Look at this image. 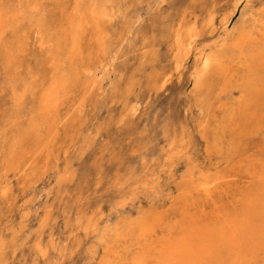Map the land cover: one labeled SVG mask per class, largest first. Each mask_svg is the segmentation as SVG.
<instances>
[{"label": "rangeland", "instance_id": "374dc122", "mask_svg": "<svg viewBox=\"0 0 264 264\" xmlns=\"http://www.w3.org/2000/svg\"><path fill=\"white\" fill-rule=\"evenodd\" d=\"M263 181L264 0H0V264H264Z\"/></svg>", "mask_w": 264, "mask_h": 264}, {"label": "bare ground", "instance_id": "6f19581e", "mask_svg": "<svg viewBox=\"0 0 264 264\" xmlns=\"http://www.w3.org/2000/svg\"><path fill=\"white\" fill-rule=\"evenodd\" d=\"M92 7V6H91ZM93 9V8H92ZM102 11V10H101ZM101 11H100V14L99 15H102L103 13H101ZM90 14H92L93 15V13H90ZM92 15H90V16H92ZM95 15V14H94ZM105 15H103V17H104ZM102 17V16H101ZM106 18H107V16H106ZM92 19V18H91ZM84 21V20H83ZM80 22V21H79ZM78 22V23H79ZM85 23V22H84ZM95 24V23H94ZM80 25V24H79ZM96 25V24H95ZM95 25H93L94 26V30H95V28L97 27V26H95ZM80 28V27H79ZM97 30H98V27H97ZM97 30H95V31H97ZM98 32V31H97ZM187 33H189V32H187ZM192 33H193V31H192ZM188 45H189V43H188ZM185 50L186 49H189L188 48V46H187V48L185 47L184 48ZM204 64V63H203ZM50 65V64H49ZM204 66H206V63H205V65ZM58 76V75H57ZM59 79L58 78H54V77H52V78H50L45 84H44V88H43V91H42V94H41V96L39 97V105L37 106V108L32 112V115H34V114H40V113H42L43 111H46V110H48V108H53L54 106H56V104H57V100L59 101V99H57V97H59V95L60 94H58L57 92H58V90H59V88H60V85L62 84L61 82H59L58 81ZM62 82H63V80H62ZM66 83V82H65ZM65 84L63 83V85L62 86H64ZM60 90H62V89H60ZM57 94H58V96H57ZM39 96V95H38ZM61 96V95H60ZM46 107H48L47 109H46ZM33 119V118H32ZM32 122V121H31ZM31 122H29V124L31 123ZM31 126V125H30ZM24 140V139H23ZM175 151V148H174V146H170L169 148H168V156L166 155L163 159L164 160H166V158L168 157H170V155L173 153ZM259 178V177H258ZM259 179H261V178H259ZM264 182V181H263ZM262 183V182H261ZM260 186H262V185H260ZM264 187V186H263ZM240 219V218H239ZM232 220V219H231ZM238 224V223H237ZM235 226V225H234ZM241 226V225H240ZM246 226H242L241 228L238 226V228H236V229H233L232 231H234V235L235 236H237V235H241V234H245V235H247V238L248 237H250V235L246 232L247 231V229L245 228ZM225 230V229H224ZM192 233V232H191ZM194 235V234H193ZM232 235V234H231ZM200 236H202V235H200ZM228 236V235H227ZM191 237H193L192 235H191ZM231 237V236H230ZM239 237V236H238ZM203 238V237H202ZM237 238V237H236ZM236 238H234V240L236 239ZM231 240L233 239V238H230ZM242 239V238H241ZM239 241V240H238ZM193 242V241H192ZM191 242V243H192ZM244 242V241H243ZM191 243H189V244H186V245H184L185 243H184V241L183 240H180L179 239V241H178V244H176L175 246H174V248L172 249V251L170 250V252H173L174 253V256L172 255V256H170L169 255V257L168 258H166L168 261H169V259L171 260V262H170V264H172V263H174L173 262V260H175V259H179V260H182V261H180V263L181 264H184V262L183 261H185V260H187V258H185L184 257V253H186V252H188V254L189 255H191V253H193L194 252V249H193V246L191 245ZM197 243V242H196ZM198 244V243H197ZM200 246H203V245H201V242H200V244H199ZM208 245H210V244H208ZM187 247V249H186V251H185V248ZM208 247V246H207ZM201 247H199V249H200ZM204 248H205V245H204ZM208 249H210V247L208 248ZM195 250L196 251H198V249H197V247L195 248ZM236 250H237V248H236ZM199 253V252H198ZM236 253V252H235ZM239 253V252H238ZM164 254V253H163ZM166 256H168V255H165V256H161V258H162V261H166V259L164 258V257H166ZM192 256H194V257H197L198 256V254H196V255H192ZM236 256V255H235ZM239 257H240V254H239ZM172 258V259H171ZM182 258V259H181ZM234 259V258H233ZM183 262V263H182ZM187 262H193V260H191V258H189V260H187ZM164 263V262H163ZM169 262H167L166 261V264H168ZM179 263V264H180ZM238 263V262H237ZM220 264V263H219Z\"/></svg>", "mask_w": 264, "mask_h": 264}]
</instances>
